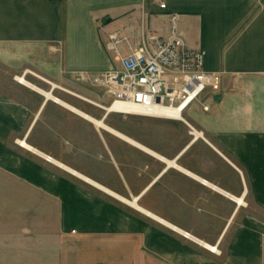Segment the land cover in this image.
Masks as SVG:
<instances>
[{"label": "crops", "instance_id": "obj_1", "mask_svg": "<svg viewBox=\"0 0 264 264\" xmlns=\"http://www.w3.org/2000/svg\"><path fill=\"white\" fill-rule=\"evenodd\" d=\"M166 1L0 0V264H49L56 252L74 264H264V0ZM172 13L221 74V99L192 105L203 138L154 149L66 88L91 85L79 72L119 68L117 51L147 34L167 36ZM104 151L120 183L93 166Z\"/></svg>", "mask_w": 264, "mask_h": 264}, {"label": "built area", "instance_id": "obj_2", "mask_svg": "<svg viewBox=\"0 0 264 264\" xmlns=\"http://www.w3.org/2000/svg\"><path fill=\"white\" fill-rule=\"evenodd\" d=\"M153 2L160 10L167 9L166 0ZM169 16L170 31L167 36L147 34L128 53L120 54L116 50L119 68L94 74L79 72L76 80L105 88L111 97L109 107L118 102L136 109L148 108V112L137 109L118 113L176 119L170 116L171 109L183 115L196 103L208 111L210 106L206 99L214 100L219 93L221 74L205 69L204 51L189 47L177 29V15L172 13ZM118 41V36L112 35L110 47L116 49ZM103 107L109 113L108 106ZM184 122L189 126L193 140L198 139L195 127L185 119Z\"/></svg>", "mask_w": 264, "mask_h": 264}, {"label": "rangeland", "instance_id": "obj_3", "mask_svg": "<svg viewBox=\"0 0 264 264\" xmlns=\"http://www.w3.org/2000/svg\"><path fill=\"white\" fill-rule=\"evenodd\" d=\"M118 64L120 67V63ZM6 70L10 71L9 68H6L5 66L0 67V72ZM2 78L5 84L7 85L9 83H20L18 81H21L20 79H18L17 81L16 76L12 77L10 75H5ZM26 79L29 82H38L41 85L46 84V82H43L31 73L27 74ZM66 89L70 90V92H72L71 94H80L86 99H88V102H84L75 97H66L70 102L80 106L85 111L95 116L101 115V117H103L105 114H108L105 109L98 108V106L93 103L101 102L104 103L105 106L109 105L111 97L105 96V88L93 85L91 86L85 83L81 85V89L79 90L70 86H68ZM56 92H61V90L59 91L58 89H56ZM98 97L103 98L98 99ZM89 101H91V103H89ZM193 106L185 110L183 113V117L187 122L192 120L190 110L193 108ZM107 117L108 118L105 122L108 125L115 127L117 130L129 135L130 137L134 138L136 141L142 143L143 145L154 149H163L165 148V146L171 149L178 148L180 144L185 141L186 137L190 136V128L184 121L182 122L178 120H168L165 118L144 116L139 114H125L118 112H111L108 114ZM195 129L198 132H202L199 131L197 128ZM101 131L103 130L101 129ZM113 140L115 141L116 139L113 138ZM116 142L119 141L116 140ZM107 159L108 156L104 151L102 152L101 157L98 156L92 159V164L93 166L97 165L99 168H102L105 171V174L110 178L113 183H120L122 181V176L119 169L115 164L107 163ZM140 166L141 160H136L135 168H138ZM123 169L124 168L122 167V170ZM141 202L143 203V201ZM71 257L72 255L69 252L59 254L56 252L54 253L55 261H53V263L49 262V264H74L73 261L70 259Z\"/></svg>", "mask_w": 264, "mask_h": 264}, {"label": "bare ground", "instance_id": "obj_4", "mask_svg": "<svg viewBox=\"0 0 264 264\" xmlns=\"http://www.w3.org/2000/svg\"><path fill=\"white\" fill-rule=\"evenodd\" d=\"M18 79H20L21 80V82L22 83H24V84H28L27 83V81L23 78V77H18ZM108 108V111L109 112H114V111H116V112H118V111H120V112H131V111H138L137 109H139V110H142V112H148V108H146V107H144V108H132V107H130V106H128L127 104H123V103H115V104H113V105H111L110 107L108 106L107 107ZM170 112H171V115L170 116H172V118H176V119H179V120H181V121H184V117H183V115H181L180 113H179V111L178 110H176V109H171L170 110ZM94 120V119H93ZM95 121V123L96 124H99V125H101V126H104V127H107L102 121H100V120H94ZM108 129H110V130H112V131H114L113 129H111V128H109L108 127ZM117 133V132H116ZM195 135H196V138H203V133L202 132H198L196 129H195ZM118 135H120L121 137H123V138H126L127 140H129V141H131L132 143H134V144H136V145H139V146H141L142 147V145H140V144H138L137 142H135L134 140H132V139H129L128 137H126V136H124V135H122L121 133H117ZM123 199V198H122ZM123 200H125L126 202H128V203H130V204H132V205H134V206H136V200H131V201H128V200H126V199H123ZM139 207V206H138Z\"/></svg>", "mask_w": 264, "mask_h": 264}, {"label": "water", "instance_id": "obj_5", "mask_svg": "<svg viewBox=\"0 0 264 264\" xmlns=\"http://www.w3.org/2000/svg\"><path fill=\"white\" fill-rule=\"evenodd\" d=\"M214 99H215V100H220V99H221V95H220L219 93L216 94L215 97H214Z\"/></svg>", "mask_w": 264, "mask_h": 264}]
</instances>
